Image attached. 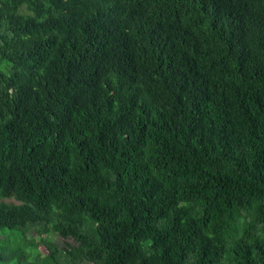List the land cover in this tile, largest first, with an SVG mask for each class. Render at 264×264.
<instances>
[{"label":"trees","instance_id":"trees-1","mask_svg":"<svg viewBox=\"0 0 264 264\" xmlns=\"http://www.w3.org/2000/svg\"><path fill=\"white\" fill-rule=\"evenodd\" d=\"M3 61L0 264H264V0H0Z\"/></svg>","mask_w":264,"mask_h":264},{"label":"rangeland","instance_id":"rangeland-1","mask_svg":"<svg viewBox=\"0 0 264 264\" xmlns=\"http://www.w3.org/2000/svg\"><path fill=\"white\" fill-rule=\"evenodd\" d=\"M0 70L5 72V73H8V64L5 61L0 62ZM28 235L34 236L35 233L33 231H30L28 233ZM46 237H49V239L52 240V242L55 243L58 247L65 246V243L73 244L72 239H64V238H62L56 234H49ZM85 264H87V263H85Z\"/></svg>","mask_w":264,"mask_h":264}]
</instances>
